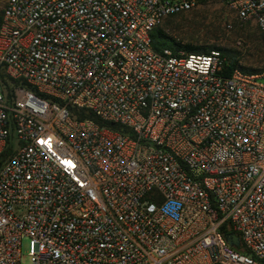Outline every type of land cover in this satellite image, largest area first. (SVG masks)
<instances>
[{"label":"built area","instance_id":"2783aa9c","mask_svg":"<svg viewBox=\"0 0 264 264\" xmlns=\"http://www.w3.org/2000/svg\"><path fill=\"white\" fill-rule=\"evenodd\" d=\"M200 1L5 0L0 264H264V70L152 47Z\"/></svg>","mask_w":264,"mask_h":264},{"label":"rangeland","instance_id":"374dc122","mask_svg":"<svg viewBox=\"0 0 264 264\" xmlns=\"http://www.w3.org/2000/svg\"><path fill=\"white\" fill-rule=\"evenodd\" d=\"M4 3L5 0H0V10ZM159 28L173 42L176 52L185 51L182 48L185 45L221 48L233 56L240 67L251 69L253 73L264 70V37L259 28L252 21L240 24L224 0H201L189 12L166 18ZM166 49L173 52L171 48ZM26 254L27 240L24 239L23 260L27 259Z\"/></svg>","mask_w":264,"mask_h":264},{"label":"trees","instance_id":"16d2710c","mask_svg":"<svg viewBox=\"0 0 264 264\" xmlns=\"http://www.w3.org/2000/svg\"><path fill=\"white\" fill-rule=\"evenodd\" d=\"M1 17H2V9L0 10V24H1ZM170 17H174V16H170ZM170 17H168V18H170ZM151 38H152V47L155 51L162 52L166 48H169V49L171 48L173 50V52H176V50L173 49V46H174L173 42L169 40V38L167 37V35L164 33V31L161 28H159V27L156 28L151 33ZM182 48L187 52H194V53H209L210 51H219L221 53V55L224 56L227 60V66L225 67V70H224V73L226 75L231 74V72L236 68H240L242 71H244L248 74L253 73V70H251V69H244V68L240 67L237 64V60L233 56H229L224 49L216 48V47H194L191 45H185ZM79 117L81 119L90 118V119H93L100 124H103L97 117H95L91 113L85 114V113L81 112L79 114ZM6 154H7V152L5 154H3L2 157H4ZM0 162H1V159H0ZM231 232L232 231L225 229L224 234H230Z\"/></svg>","mask_w":264,"mask_h":264},{"label":"water","instance_id":"95a60500","mask_svg":"<svg viewBox=\"0 0 264 264\" xmlns=\"http://www.w3.org/2000/svg\"><path fill=\"white\" fill-rule=\"evenodd\" d=\"M196 1H199V0H196ZM225 238L230 246L237 247L239 245V239L234 234L232 233L226 234Z\"/></svg>","mask_w":264,"mask_h":264}]
</instances>
